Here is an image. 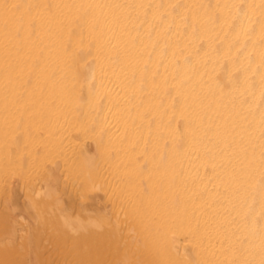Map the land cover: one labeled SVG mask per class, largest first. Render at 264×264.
<instances>
[{"label":"bare ground","instance_id":"6f19581e","mask_svg":"<svg viewBox=\"0 0 264 264\" xmlns=\"http://www.w3.org/2000/svg\"><path fill=\"white\" fill-rule=\"evenodd\" d=\"M0 264H264V0H0Z\"/></svg>","mask_w":264,"mask_h":264}]
</instances>
